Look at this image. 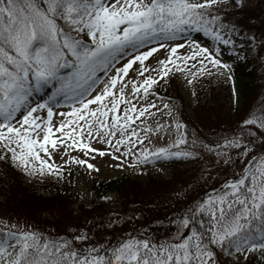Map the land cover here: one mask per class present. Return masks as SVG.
Masks as SVG:
<instances>
[{
	"label": "snow or ice",
	"instance_id": "1",
	"mask_svg": "<svg viewBox=\"0 0 264 264\" xmlns=\"http://www.w3.org/2000/svg\"><path fill=\"white\" fill-rule=\"evenodd\" d=\"M248 7L249 0H0L4 170L30 183L61 182L67 166L71 183L73 166L98 173L91 161L110 155L123 161L115 167L140 174L142 166L183 161L204 183L226 177L203 198L189 199L190 184L177 191L173 198L188 206L159 241L145 230L113 243L103 233L121 220L111 217L104 224L81 213L58 231L0 211V264H264V100L234 126L202 136L158 91L176 75L188 85L234 81L233 60L264 52L254 18L236 17Z\"/></svg>",
	"mask_w": 264,
	"mask_h": 264
},
{
	"label": "trees",
	"instance_id": "2",
	"mask_svg": "<svg viewBox=\"0 0 264 264\" xmlns=\"http://www.w3.org/2000/svg\"><path fill=\"white\" fill-rule=\"evenodd\" d=\"M254 4L257 10L253 8ZM261 6L260 0H249V7L243 12L237 11L236 17L244 22H248L249 18H254L255 26L252 29H256L261 24L260 19L262 16L258 13V9ZM244 64H247L249 69L239 72V69H241ZM254 64L255 61L252 54L247 60H242V65L240 63L235 65L238 72L241 75H245L248 78V81L241 86L242 100L239 102L238 107L237 103L234 106L229 103V110L231 113H229L227 119H222L218 115V112H220V105L217 103L216 109L212 107L209 110H206V112H209V115H205L204 112L199 110L200 105L199 107L194 108L195 111L193 115L181 112V119L188 123L190 128L196 129L202 136H211L214 132L221 131L222 129L220 128L225 129L234 126L239 121L240 117L247 112L253 96L261 93V95H263L257 97L256 100L258 103L264 100V88L260 90L257 88L259 80L262 78H260L259 75L257 76V68H253ZM159 93L168 101H174V96L176 95L175 99L180 103L182 102V97L178 95L177 91H173L169 86L164 90H160ZM215 98L216 95L211 96V99L214 101ZM211 99L210 101H212ZM0 171L3 172V174H0V211L6 210L12 212L10 208L12 203H27L30 199V202L31 200L33 201L31 203L34 207H28L29 210L26 209L24 211L25 214L28 215L27 221L40 229L56 228L58 231L63 230L74 222H78L76 221L77 217L82 221L84 216L81 213L87 214L89 219L95 218L98 222H103L104 224L107 223L109 217L112 219H120L121 223L115 225L113 229L103 233V235L113 243L126 238L129 233L132 232L139 234L146 230L149 236L158 231L163 232V229L159 230L158 225H162L160 224L161 222L165 224L168 214L174 216L175 213L184 207L183 204L185 202L183 199L180 202H177L174 198L168 199V197L165 198L163 196L167 193L175 194L177 191L185 188L188 183L192 185V182L194 181L191 179L188 180L186 175L181 176V188H171L170 185H167V183H171L170 181H155L154 184H150L149 186L152 189L157 187V189L162 191H150L152 195L149 198L145 195V192H149V190L142 188L143 186L141 183L134 180L129 174H123L110 181L93 177L89 179L88 186L94 191L96 197L100 199L99 197L102 195L117 194L119 197V207L117 209H110L108 205L101 202L92 208H87L82 205L78 194L73 191L72 182L69 183L67 179V172L66 178L61 182L52 179L30 183L25 180L21 173L11 168L4 170L2 164H0ZM192 171H196V167L192 168L190 172ZM14 189L18 190V194H15V198L12 196V194H14ZM39 189H44L48 193L42 195L39 193ZM7 194L8 198L13 199L14 201L8 202L9 199L7 200ZM49 205L53 206L54 209L57 208L61 210L59 213L60 216L57 215L56 217H53V214L50 216L47 212V206ZM44 212H46L47 215H42ZM30 214H33L35 218H32ZM44 216H46V218ZM23 218L26 219L25 217ZM167 229L171 230L172 226L167 227Z\"/></svg>",
	"mask_w": 264,
	"mask_h": 264
},
{
	"label": "rangeland",
	"instance_id": "3",
	"mask_svg": "<svg viewBox=\"0 0 264 264\" xmlns=\"http://www.w3.org/2000/svg\"><path fill=\"white\" fill-rule=\"evenodd\" d=\"M259 7L258 9V13H260V15L262 16L261 19H264V11L260 10V9H264L263 5ZM253 8L255 10H257L255 4L253 5ZM260 19V21H261ZM251 31H254L256 33V35L259 37L262 33H264V25L260 24L258 28L256 29H251ZM254 57V61L255 64L253 66L254 69L257 68V76L259 75L260 78H262L261 80H259L258 83V90L263 89L264 88V52H262L259 56L253 54ZM225 59H227V56H225ZM149 60H151V58H149ZM147 63V61H146ZM241 64L242 65V60H233V76H234V81L232 82H225L223 79H216V78H200L194 85H188L185 83L184 77L181 75H176L172 80L167 82V86L171 87V89L173 91H177L178 95H180V97H182V102L180 103L178 100L175 99L174 96V101H168L167 99H165L166 102L169 103H173L180 115L181 116V112L189 114V115H193L194 114V108L195 107H199V110L201 112H204L205 115H209V112H206V110H209L210 108H214L216 109V103L220 105L219 110L220 112H218V115L222 118V119H227V117L229 116V113H231L230 104L236 105V101L238 99V101L240 102L242 93H241V86H243V84L245 82L248 81V78L245 75H241L239 72L242 71H246L249 69V67L247 66V64H244L242 66L241 69H236L235 65L236 64ZM134 68L136 67V65L133 66ZM132 74V71L130 70V75ZM174 87V88H173ZM233 87H235L236 90V96L233 95ZM166 87L160 86L158 87V91L160 90H164ZM214 88V89H213ZM195 91L196 92V96L192 95V92ZM259 93V92H258ZM171 94V93H170ZM212 95H216L215 101L213 99H211ZM261 95V93L256 94L255 96H253L251 104L248 108L251 109L253 107H258L259 103L257 102L256 98L259 97ZM263 95V94H262ZM261 95V96H262ZM210 99L212 101H210ZM208 102V103H207ZM222 102V103H221ZM203 104V105H202ZM59 111H67V106H61L59 109ZM247 110V111H248ZM217 115V116H218ZM54 121L58 120V118L56 116H54ZM165 121H167V117L164 118ZM148 123H155L157 121H152L151 119H149L147 121ZM136 123H139L138 121ZM223 129V128H220ZM158 135H162L158 134ZM168 140V138L166 136H164L162 139H155L153 138L152 140V144L153 145H162L164 143H166ZM97 147H107L105 145H96ZM147 146V145H145ZM140 146L137 145V148H139ZM110 158V159H109ZM57 162L59 161V158H57ZM91 162L97 164V166L99 167L100 171L98 173H89V174H84L83 169H81L80 172H77L75 169V166H73L72 169V185H73V191L76 192L79 196L80 199V195L83 192H87L90 195L88 196V198L86 200L81 201L83 206L87 207V208H92L94 207L96 204H99L101 202L105 203L106 205H108V207L110 209H117L119 207V197L117 194H108L105 196L111 197L110 200H101L98 199L96 197V194L94 193V191H92L89 186H88V181L89 178L91 177H96L105 181H110L113 179H116L120 176H122L123 174H129L134 180H137L141 183V185L143 186L142 188H146L149 190V192H145V195L147 197H151V193L150 191H162L160 189H157V187L155 188H151L149 185L150 184H154L155 181H170L171 183H167V185H170L171 188H178V187H182V179H180L181 176H187L188 180H194L195 182H192L191 188L190 190H188V197L189 199L192 198H203L204 196L208 195L213 188H216L217 190H219L222 185L223 182L225 180V176L224 174H220L219 176L215 177L212 180H209L208 183H204L202 180H199V169L196 167L195 164L190 163V162H183V161H175V162H171V163H167V164H162V165H146V166H142L144 167L145 171L143 174H140L138 171L134 172L131 168L128 167H115V165L117 163H123V161H115L111 158L110 155H106L105 157H99L97 155L95 160H92ZM239 163V162H238ZM158 167H166L168 169V174L167 175H162L157 171ZM196 167V171H192V168ZM66 168V172H67V166H65ZM189 171V172H188ZM190 184V183H188ZM179 185V186H177ZM172 192V191H171ZM14 194H12V196H14L15 198V194H18V190L14 189ZM39 193L42 195L47 194L48 192H46V190L44 189H39ZM164 193V192H163ZM162 193V194H163ZM19 197V196H18ZM163 197L170 199L174 197V194L172 193H167L166 195H164ZM9 199L8 202H12L14 201L13 199L8 198V194H7V200ZM31 202H33L31 200ZM30 202V199L27 203H12L10 205V208L12 210L13 213H18L20 216L25 217L27 220L28 219V215L25 214V210L28 209V207H34V205ZM159 202V200H158ZM184 207L188 206L186 202H184ZM9 206V205H8ZM48 210L47 212L49 213V215L51 216L53 214V217H56L57 215L60 216V212L61 210L57 209V208H53V206L49 205L47 206ZM50 209V210H49ZM29 210V209H28ZM170 212V211H169ZM167 212V213H169ZM32 218H35V216L33 214H30ZM42 215H47L46 212H44V214ZM46 218V216H44ZM154 217V216H153ZM152 217V218H153ZM170 217H173V215L168 214L167 220L164 223H160L162 225H158L159 226V230H164L163 232H156L154 234H151V237H154L156 240H163L165 238L168 237L170 231L167 229V227H171L168 225V220L171 219ZM169 218V219H168ZM31 219V218H30ZM34 221V220H32ZM155 221V220H153Z\"/></svg>",
	"mask_w": 264,
	"mask_h": 264
},
{
	"label": "bare ground",
	"instance_id": "4",
	"mask_svg": "<svg viewBox=\"0 0 264 264\" xmlns=\"http://www.w3.org/2000/svg\"><path fill=\"white\" fill-rule=\"evenodd\" d=\"M110 159V158H109Z\"/></svg>",
	"mask_w": 264,
	"mask_h": 264
}]
</instances>
